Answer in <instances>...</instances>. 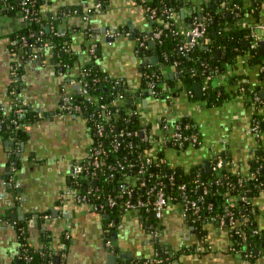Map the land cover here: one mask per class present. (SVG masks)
Masks as SVG:
<instances>
[{"label":"crops","instance_id":"0c3cea01","mask_svg":"<svg viewBox=\"0 0 264 264\" xmlns=\"http://www.w3.org/2000/svg\"><path fill=\"white\" fill-rule=\"evenodd\" d=\"M86 2L92 5L97 0ZM187 2L191 6L201 0ZM81 3L82 0H50L43 7L46 14L43 13L46 16L48 12L56 13L63 6ZM190 6L185 9L186 15H181L182 19H189ZM259 18V22L264 24V4ZM24 26L21 16H0V99L8 101L7 94L15 87L19 97L41 113L40 119L26 127L25 142L0 141V216L5 219L0 225V264H12L16 258L20 245L14 221L26 219L29 215L32 227L30 239L34 246L39 244L40 230H51L55 240L57 238L56 243L66 230L71 232L66 264H109L111 254L117 256L116 264H144L138 261L155 256L158 251L156 242L174 251L176 258L171 264L251 263L252 259L248 261L242 255L229 251V232L214 222L203 225L206 233L202 242L196 226L184 216L178 204L169 205L161 236L158 241H153L147 229L148 223L155 221L152 215L151 220H144L141 214L124 212L118 218L104 210L94 209L88 202L64 196L70 171L76 162L83 161L93 138L84 118L75 114H58L64 91L74 92L77 89L56 71L49 55L41 59L22 54V59L20 56L13 59L10 45L16 41L11 35ZM62 27L80 28L72 42L78 60L70 76L81 74L82 67L90 61L87 49L92 39L102 52L97 63L104 71L124 78L134 89L141 87L142 59L137 53L133 35L149 33L153 27L150 16L141 5L134 0H111L108 8L94 14L88 22L83 21L82 14H71L64 19ZM83 27H89L91 39ZM113 31L119 34L114 35L112 41H106L107 35L112 37ZM261 57L264 60V56ZM13 60L16 61L15 70ZM259 60L258 63H261ZM226 70L224 84H228L229 77L233 75H244L254 86L262 84L259 64H245L239 59L227 65ZM164 75L174 78L178 71L175 66H168ZM235 88L228 98L216 105H208L196 95L193 98L183 89L171 103L151 96L136 103L142 120L155 125L156 132H159L164 115L173 121L191 116L197 123L203 145L182 151L167 149L171 167L189 170L215 155H221L231 157L230 168L233 171L240 174L249 171V160L260 150L259 146L264 149V127L260 139L249 136L247 131L257 112L263 115L259 118L264 121V107L256 110L248 105L243 96L236 94ZM166 110L168 113H165ZM11 152L18 157L17 166L10 162ZM9 183L17 190L15 194L12 188H8ZM256 201L264 203V192L256 197ZM64 209L69 211L68 229L63 218ZM14 215H18L16 219ZM259 224L264 228V219ZM200 245H203L202 251L197 250ZM184 248L187 250L180 251ZM87 255L97 258L95 261L87 259ZM255 262L264 264V252L259 253Z\"/></svg>","mask_w":264,"mask_h":264},{"label":"trees","instance_id":"16d2710c","mask_svg":"<svg viewBox=\"0 0 264 264\" xmlns=\"http://www.w3.org/2000/svg\"><path fill=\"white\" fill-rule=\"evenodd\" d=\"M85 1V0H84ZM102 4L101 11L109 7L111 0H98ZM137 4L140 3L136 0ZM50 3V0H32L31 1V17L32 23L30 26L21 29L20 31L12 33V40L17 41V44L10 45L13 59L21 55L20 47L18 45H24V39H26L27 46L24 55L30 57L32 54L37 53L41 59L49 55L50 62L53 67L60 74H66L67 82L72 78H82V75L70 76L69 73L75 66L78 60V54L72 49V42L74 35L80 30L79 27L65 28L62 27L64 19L71 14H82L83 6L70 5L63 6L58 9L56 13L48 12V18H45L43 7ZM264 0H209L204 14L212 16V22L208 26L206 35L202 40V44L196 47L193 52L187 56L181 55L179 51V45L182 41V36H175L171 32L166 33L162 40L151 47H145L150 42V38L153 35V29L161 26L162 13L161 10L166 6H175L180 14V20L182 19L181 10L189 8V3L185 0H153L150 2L152 8L157 9L158 16L155 19H151L153 22L152 34L143 33L133 35L136 42V50L139 57L142 59L146 57L155 56L157 61L154 63L146 62L143 65L142 70V81L141 87L148 88L151 83H157L155 86L158 91L159 97L168 100V96L177 95L182 89L186 90L193 98L195 97L194 86L196 83H205V79L208 75H215L219 72L226 73V67L229 64L236 63L246 53H251L249 60L250 65H264L259 50H249V45L245 46L244 41L248 40L250 30L248 27L238 25V19L244 18L249 22H258L260 12L262 10ZM5 8L1 11L0 16H16L20 11L23 10L21 2L18 0H4ZM44 12V13H43ZM46 14V13H45ZM149 15V13H147ZM184 22L189 23L188 19ZM65 28L63 31L62 29ZM87 37H90L91 30L89 27H83ZM138 37L140 38L138 40ZM30 41V42H29ZM144 45H141V43ZM46 45H48L46 47ZM67 48V50H65ZM98 48V46H97ZM30 49L32 51H30ZM88 50V49H87ZM219 51V53H217ZM90 61L84 66L83 79L87 83V86L82 91H75L74 93V104H80L82 107V117L86 119L90 132L97 123L103 122L100 117L90 118V115L94 112H100V106L103 103L111 104L120 95L127 98L134 97L136 95L129 91V84L124 78L111 76L108 72L104 71L97 63V60L101 57V50L98 48L95 54H90L88 50ZM20 59L21 56H20ZM261 59V63L258 60ZM13 67L16 61L13 60ZM168 66H175L178 71L177 77H166L164 75V69ZM63 68V69H61ZM16 68L14 67V70ZM20 75V71H18ZM261 85H257L256 89H264V70L260 72ZM244 75H233L229 77L228 84L218 85L214 79L208 81L207 89L203 95V101L208 105H216L222 103L223 100L228 98L234 87L243 85ZM178 84L180 86H178ZM19 84L17 85V87ZM13 87V86H10ZM174 90L173 92H171ZM235 90V89H234ZM16 92V88H15ZM250 94V93H249ZM19 96L16 92L15 96ZM262 96V94H261ZM21 99V98H20ZM246 103L250 106L255 107L258 110L264 107V97L262 101L254 105L253 101L247 97ZM129 104H116L112 105L111 109L118 112V116L105 124L104 137L101 138L98 135H92L93 141L98 144L101 143L109 151L108 161H122L125 165L123 170L115 171L112 175L108 169L99 171V179L96 182L83 178L80 180H72L68 178V186L81 188L83 192L90 186H99L106 194H115L116 185L119 180L125 174L138 173L139 169L143 166L145 171L144 174H139L141 180H146L148 185L155 182L154 178L157 179L156 174L160 173V177L165 183L171 182V177L174 178V187L168 188L169 193H177V186L181 183H186L189 188L196 187L197 183L200 187L197 190V196H203L205 199L206 207L201 211L200 218L196 221H190L191 224L195 225L197 232L202 237L205 235L206 230L203 229V225L207 222H211L212 217H217L219 214L234 212L237 219H242L243 215H247L248 211H245L248 206L243 203L240 206L222 207L225 204L226 193L231 194L243 193L245 189H249L247 192L248 197L257 196L264 190V149L259 150L256 155L249 160V171L256 172V177L248 178L245 181L246 187L238 182V173L230 168L231 157L223 158L226 161L224 170L221 176V183H217V175L211 167L205 165H197L189 170L182 169L180 167H171L169 162H162L161 158H165L166 152L161 151L156 156L158 157L151 163L142 162L140 153L151 147V143L146 139L145 134H142V130L146 128L150 130L151 126L142 125L140 119L137 116L129 115L125 112L126 106ZM118 110V111H117ZM258 113V112H257ZM254 117H263L259 113ZM41 113L37 109H33L30 106V111L25 116L20 117V122L28 125L35 123L40 119ZM6 123L1 126V134L3 136L2 142L14 141V143L25 142L27 139L26 128L18 129L16 133V139L14 138L15 128L11 121L13 118L12 112L9 115H4ZM260 118V119H261ZM179 121L196 123L191 116H184ZM95 122V124H94ZM178 121L167 122L172 126ZM166 123V124H167ZM165 122H163V125ZM199 129V128H198ZM124 130L125 134L120 137V131ZM13 136V138H11ZM200 136L202 137L201 133ZM114 142H119V146L116 150H112ZM189 146H184V149ZM168 148L177 149L175 145L169 144ZM10 162L17 166L18 157L15 153H10ZM151 173L154 175L151 176ZM112 176V180L109 181L108 177ZM90 181V183H89ZM197 181V182H196ZM203 185H207L211 189V194H202L201 188ZM144 188L141 192H144ZM12 192L15 194L16 189L12 188ZM252 196H251V195ZM196 195V194H195ZM93 199V197H91ZM90 199V203H96V200ZM122 199L118 200L117 206L110 208L105 205L104 211L109 212L112 216L121 218L124 211L121 206ZM100 203V202H99ZM209 203H213V209L207 208ZM100 210V209H98ZM7 213H11L7 211ZM142 219L151 220V214L142 215ZM4 217V216H2ZM30 217V215H29ZM26 218L18 221L15 226L17 230V239L19 242V252L12 262V264H48L49 260L56 259L57 255L60 254L59 249L56 245L55 236L52 231L40 230L38 233V246H34L31 243L32 227L30 221ZM250 223L246 227L249 231V249L253 251L252 261H256L259 257V253L264 251V228L260 233H253L257 223L255 216L249 215ZM24 227V230L20 229ZM20 229V230H19ZM41 229V228H40ZM61 237L63 235L61 234ZM61 237L58 240H61ZM158 250L159 256L163 258V264H171L176 258L174 251L168 250L165 246L159 242L155 243ZM187 249H181L185 251ZM168 253V254H167ZM33 256V261L30 262L26 259V256ZM148 259H140L138 262L144 263Z\"/></svg>","mask_w":264,"mask_h":264},{"label":"built area","instance_id":"2783aa9c","mask_svg":"<svg viewBox=\"0 0 264 264\" xmlns=\"http://www.w3.org/2000/svg\"><path fill=\"white\" fill-rule=\"evenodd\" d=\"M19 3L23 7V10L20 11L17 16H21L24 21V28L28 27L32 23L31 17V1L32 0H18ZM153 0H139L143 9L149 13L151 19H155L158 16V11L155 8H152L150 2ZM189 1V0H187ZM134 2L137 4L136 0ZM209 0H201V2L197 4H192L190 9L192 10L189 15V23L184 22V20H180V14L175 6H166L161 10L162 18L161 26L156 27L153 29V35L150 38V42L146 44L145 47H151V45H155L156 43L160 42L163 36L171 32L175 36H182V41L179 45V51L181 55L187 56L191 52L196 49L199 45L202 44V40L204 39L208 26L212 22V16L205 15L204 11L208 4ZM83 6V13L82 19L85 22H88L89 19L100 12L102 9V4L97 0L96 3L92 5H88L86 0H82ZM30 6V7H29ZM5 8L4 0H0V13ZM185 12V9H183ZM182 11V10H181ZM181 13V12H180ZM186 15V13H185ZM45 18H48L46 15ZM186 18V17H185ZM238 25L243 27H248L250 30L249 34V50H258L259 41L264 40V24L258 22H249L247 19L241 18L238 19ZM112 37L119 32L113 31L111 33ZM128 35L131 33L127 32ZM91 39L90 37H88ZM140 38L138 37V40ZM26 39H24V45L27 46ZM141 45H144L142 42ZM97 44L91 39L88 50L90 54H95L97 50ZM67 50V48H65ZM34 58H39L40 56L37 53L32 54ZM251 58V53L248 52L246 55H243L240 60L245 64L249 63ZM16 68V67H15ZM264 70V65H260V72ZM84 66L81 69L82 78H72L68 84L73 86H78V89L75 91H82L86 86L87 83L83 79L84 76ZM65 78H67L66 74H63ZM226 73H216L215 75H208L205 79V83L202 85L203 93L207 89L208 81L214 79L218 85L223 84L224 79H226ZM69 80V79H68ZM243 85H239L236 90V94L243 96L244 98L249 97L254 105L256 103H260L262 100V92L264 89L258 90L256 86L250 83L248 78H243ZM157 83H151L148 88H133L129 85V91L135 94L137 99L133 96L127 98L123 95H120L117 99H115L111 104L103 103L100 106V112H94L90 115V118L93 119L95 117H100L103 119V122L97 123L94 128H92L93 134L98 135L99 137H104V128L105 124L109 123L110 120L116 118L118 116V112L113 111L111 106L119 104L120 102H125L129 99H132L134 102L133 104H129L126 106L125 112L129 115L137 116L141 119L142 125L148 127L151 126V129L146 131V128L143 129L141 132L146 136V139L151 143V147L143 150L139 157H141L142 162L144 161L148 164L156 160L158 157L156 156L159 152L165 151L168 148L169 144L175 145L179 150L182 151L184 146L188 145L189 147L199 148L203 145V139L200 136V131L197 123L191 122H182L179 120L173 126L168 124L167 122H173L170 120L167 115H164L160 124H159V132H156L154 128L155 125H152L149 121H143L142 116L140 114L139 109L136 107V103L140 102L146 96H151L158 99H163L159 97L158 91L156 90L155 86ZM74 92H70L65 90L63 93V98L61 104L58 109V114L60 115H68V114H75L82 117V107L80 104L73 103L74 102ZM172 90L171 92H173ZM250 93V94H249ZM15 87L9 90L7 96L9 97L8 101H3L0 99V141L3 139L1 134V126L6 123V118L4 115H9L12 112L13 118L11 121L14 124L15 133L14 138H16V133L20 128H26V124L20 122L19 118L25 116L26 113L30 111V105L20 99L19 96H15ZM177 95L168 96L166 100L167 102L171 103ZM118 111V110H117ZM168 113V110L165 111ZM83 118V117H82ZM85 119V118H84ZM86 120V119H85ZM163 122L165 124L163 125ZM167 123V124H166ZM95 124V122H94ZM90 129V127H89ZM262 120L257 117H253L250 121V125L247 131V134L255 139H260L262 137ZM92 134V132H90ZM92 134V135H93ZM125 134L124 130L120 131L119 136L122 137ZM93 138V137H92ZM119 142H114L112 150H116L119 146ZM260 150L262 146H259ZM167 156V155H166ZM109 151L102 146L101 143L96 144L94 141L89 146L87 154L83 161L76 162L72 167L69 177L72 180H80L83 178L92 180L96 182L99 177V171L103 169H108L112 172V175L115 171L123 170L125 165L122 161H108ZM162 162L168 161L167 157L161 158ZM169 162V161H168ZM209 167L212 168L216 172L217 175V183H221V176L224 170V166L226 164L225 159L221 155L213 156L209 161ZM229 164L231 161L228 162ZM204 164V163H203ZM205 165V164H204ZM206 166V165H205ZM145 169L142 166L138 173H131L125 174L119 180L118 184L116 185V193L111 195L106 194L102 189H99V186H90L87 188L85 192L82 191L81 188L68 186V189L65 193V197H73L78 201H84L90 203L91 197L92 200H96V203H90L94 209L105 210V205L109 206L110 208H114L118 204V200L122 199L121 206L124 212L129 213H136L141 215H153L155 221L149 222L147 225V229L152 237L153 241H158L159 237L161 236V230L163 228V220L165 218V213L169 205L171 204H178L180 205L184 216L193 222H196L200 218L201 211L206 207L205 199L203 196H197V190L200 185L197 183L196 187L189 188L186 183H181L177 186V193H169L168 188L174 187V178L171 177V182L165 183L157 173V179L154 178L155 182L151 185H148L147 181L141 180L139 174H144ZM238 182L242 185V187H246L245 181L248 178L256 177V172L248 171L245 174L238 173ZM154 174L151 173V176ZM112 176L108 177V180H112ZM197 182V181H196ZM90 183V181H89ZM145 189L144 192H141V189ZM247 188V187H246ZM202 194L209 195L211 194V189L207 185H203L201 188ZM249 189H245L243 193L231 194L230 192L226 193L225 197V204L221 205L222 207H230V206H240L243 203H246L248 206L246 207L245 211H248L247 215H243L242 219H237L234 212L230 213H223L219 214L217 217H212L211 222L216 223L220 228H225L229 232L230 235V245L229 251L232 253H237L242 255L245 259L250 261L253 257V251L249 249V231L247 230V226L250 223L249 215L255 216L257 220L256 227L253 229V233H260L262 230V226L259 224L261 219H264V203L260 204L256 201L257 196L248 197L247 192ZM264 192V190L262 191ZM261 193V192H260ZM196 194V195H195ZM100 202V203H99ZM207 208L209 210L213 209V203H209ZM69 211L63 210V218L65 221L66 228H69L68 223ZM5 222V219L0 216V225ZM15 226L18 224V221H14ZM112 226H114L112 224ZM24 230V227L20 228ZM19 229V230H20ZM70 240H71V232L65 231L63 237L60 241L56 243L57 248L60 251L58 254V258L60 259V264H66V258L70 247ZM201 241H205V236L201 237ZM109 246H112V243H108ZM198 251L203 250V245L197 247ZM264 252V251H263ZM168 254V253H167ZM26 259L30 262L33 261V256H26ZM163 258L159 256V253L155 254L154 257L148 259L144 264H163ZM33 264V263H30ZM48 264H55V259L49 260Z\"/></svg>","mask_w":264,"mask_h":264},{"label":"water","instance_id":"95a60500","mask_svg":"<svg viewBox=\"0 0 264 264\" xmlns=\"http://www.w3.org/2000/svg\"><path fill=\"white\" fill-rule=\"evenodd\" d=\"M181 15H182V16H185V12H184V10L181 11ZM62 30L64 31L65 28H63ZM149 33L152 34V32H149ZM113 39H114L113 37H110V36H108V35H107V37H106V41H112ZM29 42H30V41H29ZM14 44H17V41H16ZM244 45H245V46H248V45H249V41H248V40L244 41ZM23 47H25V46H23V45L20 46V53H21V55L25 53V49H24ZM258 50H259V54H260L261 56H264V40L259 41V47H258ZM30 51H32V50L30 49ZM217 53H219V51H218ZM26 57H27V56H26ZM19 58H20V57H19ZM156 61H157V58H156L155 56L144 58L143 61H142V67L140 68V70H143V65H145L146 62L154 63V62H156ZM258 62H260V60H258ZM61 69H63V68H61ZM75 88L78 89V86H75ZM194 89H195V95H196V97H197V98H203L204 93H203V91H202V83H200V82H199V83H196L195 86H194ZM262 96L264 97V92H262ZM133 102H134V101H133L132 99H129V100L127 101L128 104H133ZM119 104H120V105H124L125 102H120ZM262 126L264 127V121L262 122ZM22 145L24 146V143H23ZM204 164L206 165V167H209V162H208V161H204ZM10 173H11V172H9V174H10ZM7 186H8V188H12V183H9ZM250 195H251V194H250ZM251 196H252V195H251ZM17 216H18V215H14L13 218L16 219ZM152 216H153V215H152ZM4 227H5V226H2L1 228H4ZM5 228H6V227H5ZM108 259H109V264H116V263H117V256H116L115 254H111V255L108 257ZM55 264H60V259H59L58 257H56V259H55ZM249 264H252V263H249ZM253 264H261V263H256V262H255V263H253Z\"/></svg>","mask_w":264,"mask_h":264},{"label":"rangeland","instance_id":"374dc122","mask_svg":"<svg viewBox=\"0 0 264 264\" xmlns=\"http://www.w3.org/2000/svg\"><path fill=\"white\" fill-rule=\"evenodd\" d=\"M101 53H102V52H101ZM89 58H90V57H89ZM134 230H136V229H134ZM134 232H135V231H134ZM134 232H133V233H134ZM131 234H132V233H131ZM84 256H85V254H84ZM86 258H87V259H92V260L94 259V261H95V260H96L95 258H97V257L92 258L91 255H87Z\"/></svg>","mask_w":264,"mask_h":264},{"label":"flooded vegetation","instance_id":"af4514ba","mask_svg":"<svg viewBox=\"0 0 264 264\" xmlns=\"http://www.w3.org/2000/svg\"><path fill=\"white\" fill-rule=\"evenodd\" d=\"M251 263L254 262V261H250Z\"/></svg>","mask_w":264,"mask_h":264}]
</instances>
